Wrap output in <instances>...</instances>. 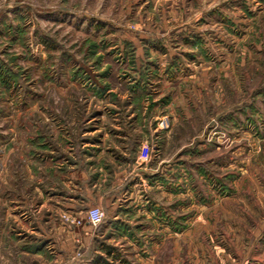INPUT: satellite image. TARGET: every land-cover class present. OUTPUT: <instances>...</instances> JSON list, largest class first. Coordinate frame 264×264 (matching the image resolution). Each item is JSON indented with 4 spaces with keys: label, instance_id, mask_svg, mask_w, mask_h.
Listing matches in <instances>:
<instances>
[{
    "label": "rangeland",
    "instance_id": "obj_1",
    "mask_svg": "<svg viewBox=\"0 0 264 264\" xmlns=\"http://www.w3.org/2000/svg\"><path fill=\"white\" fill-rule=\"evenodd\" d=\"M0 264H264V0H0Z\"/></svg>",
    "mask_w": 264,
    "mask_h": 264
},
{
    "label": "built area",
    "instance_id": "obj_2",
    "mask_svg": "<svg viewBox=\"0 0 264 264\" xmlns=\"http://www.w3.org/2000/svg\"><path fill=\"white\" fill-rule=\"evenodd\" d=\"M105 218L104 212L100 208H93L87 214V223L93 227L99 226ZM69 220L68 218H66ZM81 223V221H79Z\"/></svg>",
    "mask_w": 264,
    "mask_h": 264
},
{
    "label": "crops",
    "instance_id": "obj_3",
    "mask_svg": "<svg viewBox=\"0 0 264 264\" xmlns=\"http://www.w3.org/2000/svg\"><path fill=\"white\" fill-rule=\"evenodd\" d=\"M104 195V197H103V200H104V202H105V204H106V202L108 201V195L107 194H103ZM113 198V197H112ZM87 223V222H86Z\"/></svg>",
    "mask_w": 264,
    "mask_h": 264
},
{
    "label": "trees",
    "instance_id": "obj_4",
    "mask_svg": "<svg viewBox=\"0 0 264 264\" xmlns=\"http://www.w3.org/2000/svg\"><path fill=\"white\" fill-rule=\"evenodd\" d=\"M111 249V248H110Z\"/></svg>",
    "mask_w": 264,
    "mask_h": 264
}]
</instances>
